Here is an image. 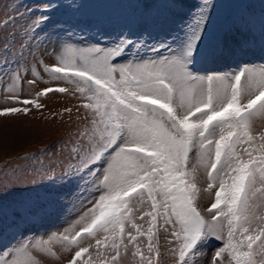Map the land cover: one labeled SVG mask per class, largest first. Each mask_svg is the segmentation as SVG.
Returning <instances> with one entry per match:
<instances>
[{
	"label": "snow or ice",
	"instance_id": "6c2138e0",
	"mask_svg": "<svg viewBox=\"0 0 264 264\" xmlns=\"http://www.w3.org/2000/svg\"><path fill=\"white\" fill-rule=\"evenodd\" d=\"M52 10L53 5L45 6L33 21V37L50 19L43 13ZM211 11L210 4L201 5L177 47L167 39L149 43L146 34L133 38L131 33H121L108 45L66 41L58 63L46 67L52 80L76 85L82 107L93 116L86 144L72 148L77 163L63 177L83 182L92 196L80 229L57 236L75 248L68 264H84L80 258L92 246H83L84 241L94 239L99 247L100 235L111 242L112 264L130 244L135 255L152 264L153 254L160 255L153 245L158 217L171 225L179 242L180 264H196L201 249L213 240L222 246L209 264H221L226 252L230 264H264V226L253 227L259 217L252 204L255 186L264 185V137L257 147L250 134L253 120L264 116V70L197 74L194 66L211 27ZM53 91L68 89L48 87L37 97ZM15 102L41 107L36 99ZM28 112L27 107H9L0 115ZM193 149L196 164L206 171L208 191L217 189L206 209L210 220L196 206L199 189L194 167H188ZM145 201L151 204L144 213L151 221L146 232L129 215L130 205ZM126 224L136 234L126 233ZM145 235L148 257L135 243ZM47 244L34 238L0 249V264H42L35 253L47 252Z\"/></svg>",
	"mask_w": 264,
	"mask_h": 264
},
{
	"label": "rangeland",
	"instance_id": "374dc122",
	"mask_svg": "<svg viewBox=\"0 0 264 264\" xmlns=\"http://www.w3.org/2000/svg\"><path fill=\"white\" fill-rule=\"evenodd\" d=\"M206 3L212 7L211 27L194 66L197 74L224 76L241 68L257 73L264 70V0H0V110L29 109L26 115H0V249L25 239H43L48 241V251L35 253L42 264H68L75 248L70 249L57 236L80 229L81 215L92 199L83 182L69 183L63 178L77 163L72 148L86 144L93 116L82 107L84 101L75 84L54 81L46 71L58 63L60 46L66 41L108 45L121 33H131L133 38L146 34L149 43L167 39L177 47ZM48 5L53 10L43 14L50 19L33 37V21ZM17 69L19 76L14 77ZM48 87H65L68 92L37 97ZM17 99H36L41 107L18 104ZM250 134L258 147L264 137V116L253 120ZM188 167L189 171L194 167L199 189L196 206L210 220L206 209L215 202L217 189L208 191L206 171L196 164L195 149ZM255 187L252 204L259 219L253 221V227L258 228L264 226V185L258 182ZM130 207L131 219L146 232L151 221L144 213L151 210L150 202H134ZM128 231L136 234L126 224ZM153 231V245L160 255L153 254L152 264H180V245L171 235V225L158 217ZM99 238V247L94 239L84 241L83 246L92 245L80 258L84 264H112L111 242L103 241L102 235ZM135 243L148 257L146 235L138 236ZM221 246V241L213 240L201 249L196 264H209ZM134 252V245L127 251L122 248L117 264H148ZM230 261L226 252L221 264Z\"/></svg>",
	"mask_w": 264,
	"mask_h": 264
}]
</instances>
